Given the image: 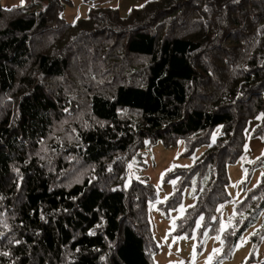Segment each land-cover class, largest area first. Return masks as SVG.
I'll list each match as a JSON object with an SVG mask.
<instances>
[{"label":"trees","instance_id":"trees-1","mask_svg":"<svg viewBox=\"0 0 264 264\" xmlns=\"http://www.w3.org/2000/svg\"><path fill=\"white\" fill-rule=\"evenodd\" d=\"M68 2L0 5V264H152V191L126 185V162L146 139L203 143L220 125L175 227L218 232L225 165L250 118L264 134V0H146L125 16L102 0L66 21ZM261 213L264 234V171L215 257Z\"/></svg>","mask_w":264,"mask_h":264},{"label":"rangeland","instance_id":"rangeland-1","mask_svg":"<svg viewBox=\"0 0 264 264\" xmlns=\"http://www.w3.org/2000/svg\"><path fill=\"white\" fill-rule=\"evenodd\" d=\"M29 1L20 0L18 4L27 5ZM144 1L146 0H105L102 4L116 8L120 16H125L131 7L139 6ZM95 2L102 0H69L61 9V16L66 21L83 17L88 7ZM0 5L3 7L2 0ZM259 122L260 115L247 121L243 129L241 153L225 165L227 181L224 189L230 199L216 209L217 233H209L207 229L200 232L199 218L195 220L190 233L175 232V227L178 218L193 203L195 187L200 181L199 175L195 171L189 172V169H192L206 146L220 133V125L209 131L207 142L203 143L189 144L190 141L181 137L170 141H163L161 138L146 139L137 153L126 162V185L131 180L138 179L147 183L152 191L146 205L150 236L155 246L150 253L152 264H181L189 251L194 252L192 262L210 251L217 252L221 243L220 232L232 224L234 204L243 197L247 189L259 181L264 171L263 165L257 163L258 158L264 154V134L252 135ZM262 214L241 232L229 257L216 260L213 255L211 259L207 257L206 264H245L250 254L257 257L264 250V234L260 230L263 225ZM255 234L257 235L254 236ZM253 236L258 243L253 241Z\"/></svg>","mask_w":264,"mask_h":264},{"label":"crops","instance_id":"crops-1","mask_svg":"<svg viewBox=\"0 0 264 264\" xmlns=\"http://www.w3.org/2000/svg\"><path fill=\"white\" fill-rule=\"evenodd\" d=\"M20 2V0H2V5H3V8H9V7H11V6H14V5H17L18 3ZM183 240V239H182ZM183 245H185L184 243H183ZM213 245L215 246V244L213 243ZM184 247H186V246H184ZM218 250H220V245H219V247H218ZM217 250V252H215L214 253V251L212 252V251H210V253L208 254H205V255H203V256H201V258H200V256L199 257H197V259L194 261V262H192V260L194 259L193 257H194V252H190L189 251V255L188 256H186V259H182L181 260V264H183L185 261H187V259H189L188 261H189V264H206V261H207V257H210V259H211V257L213 256V255H216V253H218L219 251ZM262 256H264V250L257 256V257H254L253 255H251L250 257H252V258H250L249 259V262L250 263H248V262H246L247 264H254V263H256V261L258 260V259H260ZM188 257V258H187ZM218 260V259H217ZM192 262V263H191ZM245 263V264H246ZM212 264H214V263H212Z\"/></svg>","mask_w":264,"mask_h":264},{"label":"built area","instance_id":"built-area-1","mask_svg":"<svg viewBox=\"0 0 264 264\" xmlns=\"http://www.w3.org/2000/svg\"><path fill=\"white\" fill-rule=\"evenodd\" d=\"M183 264H189V261H185ZM254 264H264V256L258 259Z\"/></svg>","mask_w":264,"mask_h":264}]
</instances>
